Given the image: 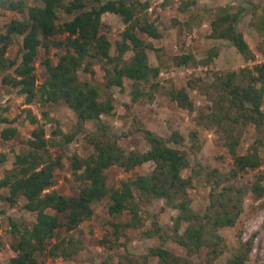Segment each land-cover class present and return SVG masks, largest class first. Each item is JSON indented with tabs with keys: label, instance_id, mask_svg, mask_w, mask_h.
Masks as SVG:
<instances>
[{
	"label": "trees",
	"instance_id": "trees-1",
	"mask_svg": "<svg viewBox=\"0 0 264 264\" xmlns=\"http://www.w3.org/2000/svg\"><path fill=\"white\" fill-rule=\"evenodd\" d=\"M35 1L38 5L26 6L21 0H0V8L24 14L22 19L10 21L5 33H0V73L12 70L11 76L3 77V84L16 89L17 94L24 96L26 104H31L37 96L43 103H63L75 114L79 125L90 121L99 122L102 116L110 115L114 109L112 98L102 99L97 86L78 77L81 68L89 71L84 66L87 60L111 65L106 70L107 88H121L123 79H128L132 82V103L144 96L152 100L153 95L146 93L143 88L148 84L152 90L158 87V83L152 80L159 75V69L149 64L147 53L155 49L139 36L142 33L151 40L159 38L158 28L147 16L148 3L140 0ZM189 4L193 2H185L183 6ZM231 10L228 6L218 9L210 23L208 37L228 41L246 62L254 63L255 57L236 27L241 13ZM105 13L120 16L126 26L121 33V40L116 43V57L110 55L111 43L106 31L102 30L101 17ZM60 14L71 18L60 22ZM252 27L264 38V12ZM14 36L22 37L17 61L8 59L6 55ZM55 36L59 40H52ZM40 47L46 50L50 47L63 48L64 52L58 56L56 64L44 59L42 65L45 76L38 86L34 63ZM129 51L133 55L129 61H125L123 56ZM215 56L216 53L209 52L203 64L209 65ZM191 61L194 58L190 55L173 58L176 67L185 66ZM189 89L200 90L211 103L206 118L211 126H216L224 134V146L233 158L229 172L209 170L199 164L198 169L190 168L187 153L169 146L181 143L182 138L178 133L164 140L142 129L148 149L145 152H125L119 147L116 137L100 124L98 133L86 137L92 152L83 158L77 155L70 158L71 173L81 186L78 193L64 196L52 189L55 171L62 167L61 158L51 157L44 129L37 127L27 141L29 150L16 155L13 168L0 179V189L8 190L4 200L14 204L17 198L22 197L25 199L24 208L35 214V222L30 228L19 230L15 223H11L14 234L11 249L14 256L9 264H41L38 259L40 254H46L48 258L70 259L79 250L80 243L73 237L60 239L58 233L61 230L70 233L89 220L93 215L92 205L103 199L108 200L107 211L110 216H118L125 211L131 214L129 222L112 225L116 234L124 228L137 226L139 203L164 201L167 207L177 212L172 240L187 252V257L183 258L157 246L148 250L143 263L127 258L118 264H147L145 260L149 257L157 258L158 264H193L191 257L205 247L210 248L212 255L216 256L220 241L217 231L234 226L248 193L256 197L264 194V187L260 184L264 175H258L253 182L240 187L232 184L240 174L255 171L263 163L257 144L250 146L243 155H238L235 148L239 144L242 128L252 124L258 130L264 125L261 108L264 98V63H254L251 68H242L237 72L213 73L210 83L195 78L189 80L186 87L170 89L169 99L179 108L191 112L194 105L189 97ZM0 123L8 124L9 121L0 115ZM31 123L35 124L37 120L32 118ZM15 134V128L6 127L1 137L9 140ZM71 139L69 136L66 141ZM147 162L153 163L150 174L122 181L115 188L107 185L105 171L111 167L130 171ZM188 168L192 176H202L210 188L209 203L203 215L191 209L188 190L193 177L182 176V171ZM183 223L187 226L181 233L179 228ZM154 225L155 232L160 233L161 228ZM249 252L250 246L245 245L225 264H245Z\"/></svg>",
	"mask_w": 264,
	"mask_h": 264
},
{
	"label": "rangeland",
	"instance_id": "rangeland-1",
	"mask_svg": "<svg viewBox=\"0 0 264 264\" xmlns=\"http://www.w3.org/2000/svg\"><path fill=\"white\" fill-rule=\"evenodd\" d=\"M26 6L38 5L35 0H21ZM93 1V0H88ZM107 1V0H101ZM149 5L147 16L158 28L159 38L149 39L139 33L141 39L151 43L155 50H148V62L152 67L159 69V75L153 79L158 87L152 90L145 85L143 90L151 93L152 100L144 96L138 102L132 103V82L123 79V86L106 87V70L111 65L103 61H85L83 68L78 72L80 80L88 81L98 87L102 99L111 97L114 109L110 115L102 116L99 122H85L79 125L75 114L63 103H43L37 96L31 104H26L24 96L17 94L16 89L3 84V77L11 76L12 70L0 73V115L6 117L8 124L0 123V179L5 172L11 170L15 157L29 150L27 141L31 132L37 128L44 129L48 152L51 157H60L62 167L55 171V184L52 187L56 192L71 196L78 193L81 184L77 182L70 170V158L73 155L86 157L92 152L87 142L88 134L98 133L101 124L107 131L116 137L120 148L125 152H145L148 144L141 133L147 129L158 137L168 140L171 135L178 133L182 138L180 144H170L185 151L190 159V168H199V165L211 170L217 169L227 173L233 166V158L228 148L224 146V134L207 120L211 103L208 97L200 90L189 89V97L193 102V111L189 112L177 106L168 97L170 89L186 87L191 79L201 78L210 83L213 73L238 71L242 68H251L254 63H264V38L253 29L252 24L264 12V0H140ZM185 2H193L183 6ZM231 7L233 13L240 12L236 27L244 36L249 49L255 57V62H246L236 49L225 40L209 39L210 23L215 18L220 7ZM186 7V8H185ZM26 12V11H25ZM24 12V13H25ZM24 14L0 8V33H5L7 24L12 20H20ZM71 17L60 14L59 21L69 20ZM102 30L106 31L111 43L110 55H118L116 43L121 40V33L125 29L120 16L105 13L101 17ZM52 40H59L55 36ZM22 37L14 36L13 42L7 48V57L10 60H19ZM216 53L209 65L203 61L208 58L209 52ZM64 49L50 47L48 50L40 47L34 63L37 85L45 76L42 62L49 59L57 63L58 56ZM132 52H127L123 59L129 61ZM190 55L194 61L185 66L176 67L173 62L175 56ZM89 64V65H86ZM151 82V83H152ZM264 112V98L262 102ZM35 118L37 123L32 124ZM6 127L16 129V134L9 140H3L1 132ZM72 139L67 142L66 138ZM258 142V143H257ZM258 147L263 159L262 165L255 171L240 174L232 184L240 187L253 182L258 175H264V125L256 129L252 124L242 128L239 144L235 148L238 155L245 154L249 147ZM199 164V165H198ZM182 171L183 177L192 176L191 169ZM153 170V163L147 162L130 171L114 166L105 171L106 182L109 187H118L122 181L133 179L137 175H148ZM192 185L188 190L191 199V209L198 215H203L209 203L210 188L202 176H192ZM264 187V180L260 183ZM8 195L7 189H0V264H9L14 256L11 243L14 240L11 223L17 229L30 228L35 222V214L24 208L25 199L17 198L14 204L4 200ZM135 198L137 194L135 193ZM108 200L103 199L92 205V217L82 222L77 229L70 233L61 230L60 239L73 237L80 243V248L70 259L48 258L40 254L41 264H118L127 258L143 263V257L153 247L162 246L178 257H187L186 249L172 240L174 218L177 212L167 207L162 200H153L150 203H139V223L136 227L114 232V223L124 224L131 220V214L123 212L118 216H110L107 211ZM161 232H155L156 226ZM187 224L183 223L179 232H183ZM220 237L218 254L212 255L210 248H203L191 257L193 264H225L238 254L245 245L250 246V252L245 264H264V194L256 197L248 193L243 199L242 213L232 227H225L217 231ZM78 243V244H79ZM147 264H158L157 258L149 257Z\"/></svg>",
	"mask_w": 264,
	"mask_h": 264
}]
</instances>
